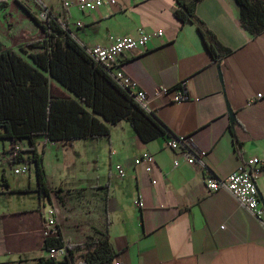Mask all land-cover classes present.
Returning <instances> with one entry per match:
<instances>
[{
    "label": "crops",
    "instance_id": "obj_1",
    "mask_svg": "<svg viewBox=\"0 0 264 264\" xmlns=\"http://www.w3.org/2000/svg\"><path fill=\"white\" fill-rule=\"evenodd\" d=\"M115 2L81 12L64 10L61 0H26L50 12L84 48L150 35L143 49L123 53L115 65L138 83L146 95L145 110L163 123L170 138L189 137L190 153L205 156L201 164H188V152L167 148L170 138L141 142L125 121L110 126L107 139H36L46 185L57 198L55 229L72 249L70 258L53 264L82 263L85 245L105 236L120 264H264L260 224L228 193L209 192L205 184L208 177H227L248 157L264 156V31L252 35L240 27L235 0H199L194 15L229 50L213 59L196 27L175 19V0ZM11 12L9 30L0 12V43L17 52L10 44L26 38L30 25ZM158 32L160 37L153 35ZM160 88L166 93L157 95ZM178 93L184 99L175 102ZM258 94L262 98L256 100ZM1 141L4 155L10 143ZM48 149L55 161L50 171L43 158ZM145 152L153 157L150 174L134 165ZM116 165L124 169L123 178ZM256 187L264 207V177ZM13 194L0 193V264H38L48 259L43 249L48 217L42 211L48 199H38L36 211H23L7 198ZM135 200L143 206L135 207Z\"/></svg>",
    "mask_w": 264,
    "mask_h": 264
},
{
    "label": "trees",
    "instance_id": "obj_2",
    "mask_svg": "<svg viewBox=\"0 0 264 264\" xmlns=\"http://www.w3.org/2000/svg\"><path fill=\"white\" fill-rule=\"evenodd\" d=\"M198 1L175 0L174 17L181 23L193 24L204 38L208 53L216 59L229 50L194 15ZM235 1L239 6L240 27L252 35L263 32L264 0ZM33 20L41 28L44 39L23 44L19 53L3 49L0 43V140H8L11 148L19 147L16 158L8 163L24 164L28 172L33 168L36 187L32 192L41 201L48 198L50 190L36 139L49 143L107 139L110 126L121 121L127 122L144 143L160 137L170 138L171 134L153 113L140 107L129 91L118 86L88 56L86 49L50 12L43 24ZM239 146L235 141L238 153ZM3 186L5 190L1 188L0 193H13L5 182ZM62 245L56 229L43 241L47 252ZM85 249L80 264H111L117 256L108 236L85 245ZM71 254L70 248L65 259ZM53 263L50 259L38 261V264Z\"/></svg>",
    "mask_w": 264,
    "mask_h": 264
},
{
    "label": "built area",
    "instance_id": "obj_3",
    "mask_svg": "<svg viewBox=\"0 0 264 264\" xmlns=\"http://www.w3.org/2000/svg\"><path fill=\"white\" fill-rule=\"evenodd\" d=\"M115 0H61V5L64 10L70 8H77L79 11H94L103 6L114 5ZM79 26V24H77ZM62 28L65 29L64 24ZM154 36H161V33H154ZM151 36L146 34H140L137 38L122 37L117 39H111V44L107 48H100L98 46H93L90 48H85L88 56L98 65L102 66L104 70L109 74L112 80L121 88L129 91L133 100L143 109L146 108V95L139 88L136 81L132 80L127 76L121 69L115 65V61L123 53L130 52L133 50H141L145 47V44ZM166 88H160L157 95L166 93ZM262 95L258 94L256 100L261 99ZM184 99L181 93H178L174 101L179 102ZM251 100L249 103H252ZM191 140L189 137H179L170 138L166 143L167 148L171 150L183 149L188 152L186 162L188 164H193L195 162L202 163L201 159L205 156L204 152H191L190 153ZM19 147L9 148L5 153L8 162L14 160L19 152ZM134 165H142L144 172L150 174L152 171L153 157L151 154L145 152L140 158L134 161ZM117 176L123 178L125 176L124 169L120 165L115 166ZM28 172L26 165L22 164L19 169H14V174H25ZM264 177V156L262 157H248L243 160L238 168L229 174L225 178H212L208 177L205 180L207 190L209 192L225 191L231 197H233L238 205L247 211L261 226L264 231V207L262 206L258 191L256 187V181ZM152 184H155L152 181ZM53 193L48 195L47 206L43 208L44 214L47 215V227L43 230V236L46 238L55 232L56 226V210L54 206ZM45 199V198H44ZM53 202V203H52ZM135 207L141 208L142 202L140 200H135L133 202ZM71 248L67 241H63V245L59 248H52L48 250V259L50 260H62L67 256V251ZM111 264H120L115 259Z\"/></svg>",
    "mask_w": 264,
    "mask_h": 264
},
{
    "label": "rangeland",
    "instance_id": "obj_4",
    "mask_svg": "<svg viewBox=\"0 0 264 264\" xmlns=\"http://www.w3.org/2000/svg\"><path fill=\"white\" fill-rule=\"evenodd\" d=\"M25 7L29 8L30 14H28ZM11 10L16 11L17 17H19L20 19H24L25 22L30 25V28L27 31L28 37H24L25 39L20 37L16 38L15 41L10 44L12 47H15L17 49L18 53V47L20 43H23V41L44 39V34L41 32L39 26H37V24L34 22L33 18L39 23H43L46 15L48 14L47 12H43L34 6H30L26 3V0H0V12L2 15V21L4 23V29L9 30L12 26L10 25L9 20V17L12 16ZM4 47H6V45ZM2 143L5 144V142L0 140V185H2L0 186V189L2 188L3 190H5V187L3 186V183L5 182L9 190L15 192V194L9 195L10 197L7 198L14 201L16 209H22L23 211H36L38 209V197L35 192L17 193L19 191L22 192L21 190L30 189L31 191H33L35 189L36 181L34 170L33 168H31V170L25 174L15 175L14 169L21 168L22 164L13 163L12 165H9L6 154L1 155L4 150V148H2ZM38 154L41 156L40 149L38 151ZM43 158L47 170L50 171V168L55 161L49 149L45 151V155L43 156ZM88 171L91 170L89 169ZM65 174H68V170H65ZM51 191L53 192V190ZM53 200L57 203L55 193H53Z\"/></svg>",
    "mask_w": 264,
    "mask_h": 264
},
{
    "label": "water",
    "instance_id": "obj_5",
    "mask_svg": "<svg viewBox=\"0 0 264 264\" xmlns=\"http://www.w3.org/2000/svg\"><path fill=\"white\" fill-rule=\"evenodd\" d=\"M227 112L229 115L230 123L234 124L235 123V115H234L233 111L228 106H227Z\"/></svg>",
    "mask_w": 264,
    "mask_h": 264
}]
</instances>
